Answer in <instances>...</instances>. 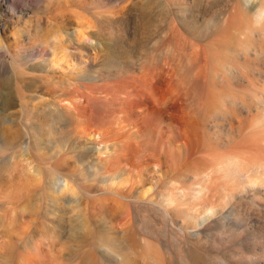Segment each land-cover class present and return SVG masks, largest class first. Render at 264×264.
Wrapping results in <instances>:
<instances>
[{
	"label": "rangeland",
	"instance_id": "1",
	"mask_svg": "<svg viewBox=\"0 0 264 264\" xmlns=\"http://www.w3.org/2000/svg\"><path fill=\"white\" fill-rule=\"evenodd\" d=\"M162 1L0 0V47L22 41L0 48V264H264V182L207 178L264 156V0ZM88 30L125 41L119 66L49 67L37 40L89 56Z\"/></svg>",
	"mask_w": 264,
	"mask_h": 264
},
{
	"label": "bare ground",
	"instance_id": "2",
	"mask_svg": "<svg viewBox=\"0 0 264 264\" xmlns=\"http://www.w3.org/2000/svg\"><path fill=\"white\" fill-rule=\"evenodd\" d=\"M149 3L150 4H152V5H156V3H158L157 5L158 6H162L163 5V1L162 0H149ZM246 4V3H245ZM251 5H253V4H251ZM10 9L12 10L13 9V6H11L10 7ZM141 10H142V8H141ZM62 15L63 13H61V12H59L58 14H56V15ZM258 16V19H261L263 16H264V9H260L259 10V13H258V15H256V17ZM256 20V19H255ZM258 21V20H257ZM81 34V35H80ZM75 35L77 36L78 35V39L76 38V39H74V40H72V42H73V45L75 46V50H80L81 49V47H86V48H88L87 49V52L88 53H91L89 56H87V55H85V54H83L81 51L82 50H80L79 52H75L74 54H68V53H66V50L68 49L67 48V46H65V45H63V43H61L62 41L58 38V35H57V37L55 36V35H53V34H51V35H49V37H47L48 39L47 40H44V41H42L41 39L40 40H37L38 42H39V45L41 46V48H42V52L43 53H48L49 55H50V63H51V65L49 66L50 68L52 67V66H54L55 65V63L56 64H58V66H59V64L60 63H62V62H64V63H66V64H70L72 61H74L72 58H71V56H73V55H80L83 59H85V61H86V59H88V58H91V60L93 61V62H95L98 58L99 59H102V61H103V66L104 67H108V66H110V68L112 67V69H114L113 68V65L115 64H117L118 66H119V63H120V60H122L123 59V57H126L125 56V54H124V50H125V41L123 40V39H117V40H112L111 41V39H109L108 37L107 38H104V40H106L107 41V43L105 44V45H103L102 47H99V48H97V47H95L94 46V42H93V37L96 35V33L95 32H93V31H86V32H81V33H79V34H77V33H75ZM80 35V36H79ZM84 35H87V37H86V39H84ZM48 36V35H47ZM36 37H38V36H31V37H26V39L28 38V39H31V38H36ZM38 39V38H37ZM102 39H103V37H102ZM86 40H88V41H86ZM22 41L21 40H19V41H17V43H16V46H15V48L13 49V50H11V48H10V45L7 43L6 45H2V47H0V48H3V50L5 51V52H7L9 55H10V57H11V54L12 55H17V54H20L19 53V51H18V49L19 48H21V43ZM21 43V44H20ZM0 46H1V42H0ZM90 49H92V51H90ZM20 50V49H19ZM60 53V54H59ZM70 53V52H69ZM82 58L77 62L78 63V66L83 62L84 63V61H82ZM72 64V63H71ZM116 67V66H115ZM8 68H14V66H13V62L11 61V60H9V61H7V64L5 65V69H8ZM119 69V68H118ZM117 68H116V70H118ZM121 70V69H120ZM119 71V70H118ZM89 78L90 79H98L99 80V75H95L94 73L92 74V75H90L89 76ZM135 79H137V80H141V77H136ZM108 87V86H107ZM133 87L136 89V93H137V96H140V97H137L138 99L139 98H141V97H146V98H148L149 100L151 99L152 101H156V98H155V95L153 94V92H151V90L149 89V91L145 94L144 92H142V87H141V82H139V84L137 85V86H135L134 84H133ZM137 87H140V90H137ZM139 101V100H138ZM137 101V102H138ZM132 103V102H131ZM53 105H54V107L55 106H58L59 107V104L58 103H53ZM55 108H57V107H55ZM60 108V107H59ZM66 110H67V112L70 114V109H68V108H66ZM96 110V109H95ZM123 110H124V108H123ZM4 121H5V119H4ZM240 122H242V121H240ZM239 126V125H238ZM253 129H255V128H253ZM128 132V131H127ZM125 134L126 132L124 131V132H122L121 134ZM253 133V132H252ZM250 134V135H253V134ZM255 135V134H254ZM92 136V138L94 137V136H96V133H90V137ZM248 136L246 135H243V140L240 142V149L241 150H243V149H245L244 147L246 146V141H249V137L247 138ZM259 137V136H258ZM258 139V138H257ZM264 139V138H263ZM261 140H262V138H261ZM245 141V142H244ZM256 141V140H255ZM258 141H260L259 139H258ZM258 141H257V143H258ZM256 143V144H257ZM254 144V143H253ZM249 145H247V147H248ZM262 147H264L263 146V143H262ZM261 147V148H262ZM249 148H251V145L249 146ZM253 149H255V148H253ZM259 149V148H258ZM252 150V148L250 149V150H248V152L249 151H251ZM260 150H262V149H260ZM260 150H259V153H260ZM245 151V150H244ZM244 153V152H243ZM242 153V154H243ZM221 154V153H220ZM256 153L254 152V155L252 156V155H250L249 156V158L247 159V160H243V159H241V158H237V157H235V156H232V157H230V158H228L226 161V163L224 164V162L222 161V159L224 158V156H223V153H222V155H220V156H222L221 158H219V156H218V158L221 160V162L220 163H218V165L214 168V170L213 171H211V172H209V174L207 175V178L209 179H211L212 177V174H215V172H216V174H218V175H220V177H221V175H225V174H227L226 172L227 171H229V173L231 174H233L232 175V177L233 176H236L235 178H237V177H239V179L241 180H246L247 181V184H246V186H245V191H250V190H252V189H255L256 188V186H257V184L259 183V181H261V182H264V156H259L258 154L257 155H255ZM260 155H262V153L260 154ZM189 156V155H188ZM211 157V156H210ZM189 159V158H188ZM190 159H192V158H190ZM213 160V159H212ZM185 161V160H184ZM187 161V160H186ZM189 162V161H188ZM120 173H119V171H117L116 172V176H118ZM217 175V176H218ZM229 175V174H228ZM219 177V176H218ZM228 177V176H227ZM230 177V176H229ZM59 179V178H58ZM58 179H56V180H58ZM209 179V180H210ZM227 179V178H226ZM229 179V178H228ZM227 179V180H228ZM232 179V178H231ZM234 179V178H233ZM60 180V179H59ZM58 180V181H59ZM62 180V179H61ZM221 181V183H222V181L224 180H222V179H220ZM217 181H219V180H217ZM228 181H230V180H228ZM232 181V180H231ZM230 181V182H231ZM64 182V181H63ZM206 182H208V181H206ZM226 182V180H224V185L226 184L225 183ZM58 183V182H57ZM220 183V184H221ZM67 183L65 182V184H64V188H68L67 187ZM57 186H58V184H57ZM60 186V185H59ZM199 186V185H198ZM218 186V185H217ZM224 187V186H223ZM56 188H58V187H56ZM60 188V187H59ZM62 188V187H61ZM180 189V188H179ZM192 189V188H191ZM196 189V188H195ZM199 189V188H198ZM208 189H209V185L208 184H206V185H201V187H200V189H199V191L200 192H198L199 194L200 193H205V191L207 190L208 191ZM217 190H218V188H216ZM215 189V190H216ZM59 190V189H58ZM61 190V189H60ZM63 190V189H62ZM197 190V189H196ZM64 191V190H63ZM179 191V190H178ZM177 192V191H176ZM182 192V191H181ZM217 192V191H216ZM215 193V192H214ZM218 193V192H217ZM252 193V192H251ZM255 193V192H254ZM184 194V193H183ZM194 194V193H193ZM197 194V193H196ZM257 194V193H256ZM187 195V194H186ZM198 195V194H197ZM190 197H191V195H189ZM193 196V195H192ZM194 196H196V195H194ZM202 196V195H201ZM205 195L203 194V197H204ZM208 196V195H207ZM207 196H205L206 198H207ZM203 197H201V199L203 198ZM245 197V196H244ZM199 198H200V196H199ZM252 198V197H251ZM209 198H207V200H208ZM203 200V199H202ZM205 200V199H204ZM208 202V201H207ZM205 203V202H204ZM162 204L163 205H165L167 208H164V211L165 212H167L168 214H170L174 209H175V204H176V202L173 200V198L171 197V195L170 194H168V195H166L165 197H164V199H163V202H162ZM207 204H209V202L207 203ZM207 206V205H206ZM179 209V208H178ZM217 207H214V206H207V208L204 210V212H203V214L202 215H196V216H199V217H196V219H197V224L198 225H203V224H206V222L208 221V219L210 218V217H213V216H215L216 215V213H217ZM160 211V210H159ZM161 212V211H160Z\"/></svg>",
	"mask_w": 264,
	"mask_h": 264
},
{
	"label": "snow or ice",
	"instance_id": "3",
	"mask_svg": "<svg viewBox=\"0 0 264 264\" xmlns=\"http://www.w3.org/2000/svg\"><path fill=\"white\" fill-rule=\"evenodd\" d=\"M246 3H248V4H253L254 3V0H246Z\"/></svg>",
	"mask_w": 264,
	"mask_h": 264
}]
</instances>
